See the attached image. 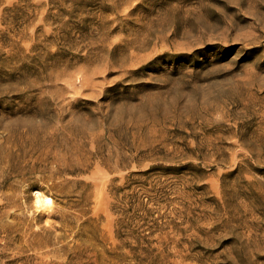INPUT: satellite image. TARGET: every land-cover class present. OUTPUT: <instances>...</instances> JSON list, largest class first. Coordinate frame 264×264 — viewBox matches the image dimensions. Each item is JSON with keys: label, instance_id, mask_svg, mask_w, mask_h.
Returning <instances> with one entry per match:
<instances>
[{"label": "rangeland", "instance_id": "374dc122", "mask_svg": "<svg viewBox=\"0 0 264 264\" xmlns=\"http://www.w3.org/2000/svg\"><path fill=\"white\" fill-rule=\"evenodd\" d=\"M0 264H264V0H0Z\"/></svg>", "mask_w": 264, "mask_h": 264}, {"label": "bare ground", "instance_id": "6f19581e", "mask_svg": "<svg viewBox=\"0 0 264 264\" xmlns=\"http://www.w3.org/2000/svg\"><path fill=\"white\" fill-rule=\"evenodd\" d=\"M36 202L40 205H44L49 208L52 205L54 199L50 195L44 194L41 190L37 189L35 191Z\"/></svg>", "mask_w": 264, "mask_h": 264}]
</instances>
